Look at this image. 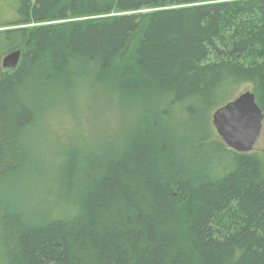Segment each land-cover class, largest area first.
Listing matches in <instances>:
<instances>
[{"label":"trees","instance_id":"1","mask_svg":"<svg viewBox=\"0 0 264 264\" xmlns=\"http://www.w3.org/2000/svg\"><path fill=\"white\" fill-rule=\"evenodd\" d=\"M14 2L0 190L39 170L40 126L77 91L136 116L119 139L77 134L56 152L61 212L4 204L3 264H264V158L211 124L242 85L264 115V0Z\"/></svg>","mask_w":264,"mask_h":264},{"label":"rangeland","instance_id":"2","mask_svg":"<svg viewBox=\"0 0 264 264\" xmlns=\"http://www.w3.org/2000/svg\"><path fill=\"white\" fill-rule=\"evenodd\" d=\"M9 4L14 6V0H0V8L5 13H0V19H7L12 13H7ZM143 13V12H141ZM10 14V15H9ZM7 48V46H6ZM3 49H0L2 51ZM3 58V57H2ZM2 60V59H1ZM0 60V66L1 65ZM248 85L238 88L236 95L249 91ZM93 93L94 90H91ZM235 95V96H236ZM98 100V101H96ZM116 99L109 97H92V94L83 90L75 93L71 104L64 108H53L46 114V121L40 126L41 132L35 137L42 157H38L39 170L35 169L21 175L17 179L5 183L0 190V213L4 204H14L19 208L30 210H49L61 212V207H55L56 194L53 188L57 187L55 173L57 171L56 152L70 145L77 134L82 136H100L99 132H107L106 139H119V136L128 130L135 118V114L117 106ZM105 105L107 110L100 108ZM123 130V126L126 125ZM34 135V134H33ZM254 153L264 158V126L255 146ZM5 260V253L0 249V264Z\"/></svg>","mask_w":264,"mask_h":264},{"label":"water","instance_id":"3","mask_svg":"<svg viewBox=\"0 0 264 264\" xmlns=\"http://www.w3.org/2000/svg\"><path fill=\"white\" fill-rule=\"evenodd\" d=\"M20 51L2 58L4 69H15L20 60ZM264 115L251 91L237 95L233 100L217 108L211 116V124L227 148L249 153L253 150L262 128Z\"/></svg>","mask_w":264,"mask_h":264},{"label":"bare ground","instance_id":"4","mask_svg":"<svg viewBox=\"0 0 264 264\" xmlns=\"http://www.w3.org/2000/svg\"><path fill=\"white\" fill-rule=\"evenodd\" d=\"M107 81V80H106ZM111 81V80H110ZM112 82V81H111Z\"/></svg>","mask_w":264,"mask_h":264}]
</instances>
